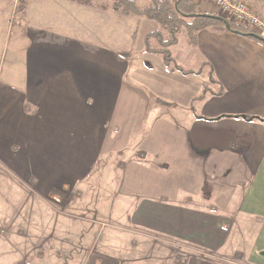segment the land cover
Listing matches in <instances>:
<instances>
[{"label":"crops","instance_id":"0c3cea01","mask_svg":"<svg viewBox=\"0 0 264 264\" xmlns=\"http://www.w3.org/2000/svg\"><path fill=\"white\" fill-rule=\"evenodd\" d=\"M99 3L91 42L47 26L50 3L28 5L24 47L0 73V165L35 180L47 196L75 190L102 157L126 152L114 191L130 203L134 227L216 250L227 240L224 217L248 216L254 240L264 237V42L206 30L197 47L187 40L180 61V42L172 48L180 66L202 73H169L158 55L143 54L145 37L159 26ZM133 18L146 31L137 49L127 41ZM122 25L126 48L114 46ZM141 75L151 86L137 82ZM161 97L172 111L160 109ZM181 183L193 191L184 201ZM203 185L207 198L198 206L193 197Z\"/></svg>","mask_w":264,"mask_h":264},{"label":"rangeland","instance_id":"374dc122","mask_svg":"<svg viewBox=\"0 0 264 264\" xmlns=\"http://www.w3.org/2000/svg\"><path fill=\"white\" fill-rule=\"evenodd\" d=\"M40 1L45 5L46 2L50 3L43 12V16L50 22L46 23L47 26L55 28L63 35L91 42L89 24L91 21L96 22L95 18H98L97 14L92 12L100 8L97 5L100 4V0H0V73L7 70L17 47H21V44L24 47L26 40L23 37L24 17L26 13L28 14V5ZM136 1L140 6L150 2ZM246 2L256 12H262L264 0ZM129 21H132L130 25L133 31L137 20L133 18ZM121 27L122 35L117 38L118 42L114 46L121 45L122 48H126L122 38L128 35V26ZM135 31L137 35L134 36ZM219 31L227 32L224 29ZM145 32L138 27L133 32V38L129 37L127 41L136 43V49L140 47L139 42L142 47ZM230 34L255 43L252 38ZM186 43L187 37L184 34L180 37V45L175 52L179 61V53ZM148 78L149 76L141 75L136 80L140 84L151 86L150 82L153 79ZM157 81H160V77H157ZM164 92L167 93L166 90ZM158 100L159 104L165 103L160 106L164 113L174 109L168 105L169 98L161 97ZM185 112V106L177 110L178 114ZM128 155L126 152L111 157L105 155L106 157H102L94 167L88 179L78 185L80 188L75 190L69 188L65 191L53 188L47 196L36 187L35 180L29 183L20 180L13 176L10 170L0 165V262L264 264V237L261 234L259 240H254L252 230L257 226L255 221L248 223V216L224 217L225 225L221 230L227 240L222 248L216 250L210 249L207 243L200 245L134 227L130 222L132 210L130 203L128 204L114 191L120 174L118 162ZM187 185L181 183V191L184 192L178 194L179 200L183 195L193 192L190 187H186ZM207 192L208 188L203 185L201 194L193 197L194 203L199 206L204 196L207 198ZM203 201L208 202L207 199Z\"/></svg>","mask_w":264,"mask_h":264},{"label":"trees","instance_id":"16d2710c","mask_svg":"<svg viewBox=\"0 0 264 264\" xmlns=\"http://www.w3.org/2000/svg\"><path fill=\"white\" fill-rule=\"evenodd\" d=\"M111 10L123 17H137L155 22L159 28L149 33L144 39V52L158 55L169 73L183 75L201 74L203 69L193 72L180 66L172 48L180 42V37L186 35L188 43L197 47L199 34L210 29H225L224 21L216 11H208L200 7L195 0H150L147 6H140L136 0H100ZM232 32L253 38V33L245 27L226 20ZM135 36V34H134ZM130 56V53L125 54ZM205 68V67H204ZM210 81L213 74L210 71ZM204 95L201 96L203 98ZM247 120L254 118L244 117Z\"/></svg>","mask_w":264,"mask_h":264},{"label":"built area","instance_id":"2783aa9c","mask_svg":"<svg viewBox=\"0 0 264 264\" xmlns=\"http://www.w3.org/2000/svg\"><path fill=\"white\" fill-rule=\"evenodd\" d=\"M214 8L220 17L236 25L248 28L254 35L264 39V7L256 12L246 0H195Z\"/></svg>","mask_w":264,"mask_h":264},{"label":"water","instance_id":"95a60500","mask_svg":"<svg viewBox=\"0 0 264 264\" xmlns=\"http://www.w3.org/2000/svg\"><path fill=\"white\" fill-rule=\"evenodd\" d=\"M217 19H220V20L224 21L226 30H228V31H232L231 28H230V26H229V23H228L224 18H222V17H217ZM253 37H254L255 39L259 40V41L264 42V39H262V38H260V37H258V36H256V35H253Z\"/></svg>","mask_w":264,"mask_h":264}]
</instances>
